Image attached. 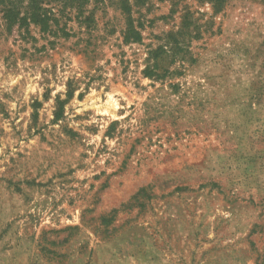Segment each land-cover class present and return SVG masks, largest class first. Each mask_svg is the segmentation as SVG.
Returning <instances> with one entry per match:
<instances>
[{"label": "rangeland", "instance_id": "obj_1", "mask_svg": "<svg viewBox=\"0 0 264 264\" xmlns=\"http://www.w3.org/2000/svg\"><path fill=\"white\" fill-rule=\"evenodd\" d=\"M4 1L0 264H264V0Z\"/></svg>", "mask_w": 264, "mask_h": 264}, {"label": "trees", "instance_id": "obj_2", "mask_svg": "<svg viewBox=\"0 0 264 264\" xmlns=\"http://www.w3.org/2000/svg\"><path fill=\"white\" fill-rule=\"evenodd\" d=\"M45 0H28L27 5L24 8L23 14H21L18 11H15V9L11 6L12 4L7 3L5 6L4 16L3 18L6 20V22L14 23L18 25L20 28L29 26L30 24H36V25H42L44 27H49L48 20L51 18L48 14H51V12L48 13L46 7L48 3L44 2ZM92 0H62L61 7L62 12L68 11L67 14H63L66 18V15L69 17L71 15H76V19L82 18L81 23H87L91 22V13L92 11L88 10L89 5ZM125 0H123L124 2ZM1 2H5L4 0H0ZM122 5H125V2ZM121 9H125L124 6H121ZM65 10V11H64ZM89 12V16H85V13ZM130 12V11H129ZM67 16V17H68ZM130 17V16H129ZM130 19V18H128ZM140 39V33L136 30L135 26L133 25V22L131 19L128 22L127 30L124 34V40L129 42L133 41L136 42Z\"/></svg>", "mask_w": 264, "mask_h": 264}]
</instances>
